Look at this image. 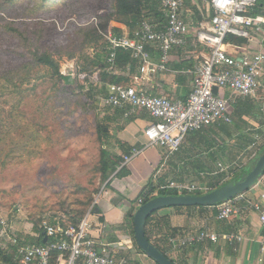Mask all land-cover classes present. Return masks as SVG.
I'll use <instances>...</instances> for the list:
<instances>
[{
  "label": "rangeland",
  "instance_id": "374dc122",
  "mask_svg": "<svg viewBox=\"0 0 264 264\" xmlns=\"http://www.w3.org/2000/svg\"><path fill=\"white\" fill-rule=\"evenodd\" d=\"M205 1L209 0H199L204 15ZM109 4L110 0H54L43 12L47 7L37 0H0V264H8L2 256L16 264L12 240L27 244L38 236L35 227L44 229L52 220L64 219L77 208L74 203L82 199V191L91 193L85 215L92 214L105 193L102 174L95 172L102 141L106 150L124 161L112 136L114 127L106 119L109 109L100 100L104 94L93 86L99 72L95 68L80 72L84 55L92 56L93 51L83 47L79 30L96 25V17ZM185 10V15L191 12L188 6ZM189 18L190 26L194 20ZM10 27L21 35L6 31ZM33 52L51 54L63 78L51 79L46 68L34 66ZM257 110L261 128L255 131L240 122L239 127L249 129L240 136L230 132L234 137L227 138L217 132L206 134L203 141L186 138L182 149L164 162L159 173L163 183L203 186L198 192L204 194L216 181L234 180L264 146V106ZM99 127H105L108 137L101 136ZM218 164L227 171L208 175Z\"/></svg>",
  "mask_w": 264,
  "mask_h": 264
},
{
  "label": "built area",
  "instance_id": "2783aa9c",
  "mask_svg": "<svg viewBox=\"0 0 264 264\" xmlns=\"http://www.w3.org/2000/svg\"><path fill=\"white\" fill-rule=\"evenodd\" d=\"M257 2L258 0L208 1L211 16L208 24L200 28L195 37L198 44L209 50V55L188 71L192 75V88L185 101L149 95L134 85L110 84L106 94L100 98L102 105L123 111L124 118L144 111L155 119L143 131L144 149L161 148L167 159L179 152L191 133L220 123H230L228 110L231 98H255L263 87L264 51L233 56L227 53V43L224 42L228 35L248 39L250 30L261 31L264 16L253 13ZM160 8L164 17L162 24L141 21L130 35H115L111 32L104 35L107 45L105 63L109 71L114 70L117 55L123 50L129 51L131 59L137 62L140 75L148 77L154 69L165 70L170 52L185 46L189 33L184 18L185 0H161ZM148 47H154L158 51V65L151 62ZM214 88L217 89L216 93L213 92ZM255 146L256 141L251 147ZM141 151L134 150L131 156H125L121 166ZM217 168L208 175L217 176L228 169L221 164ZM159 189L173 190L177 195H188L205 188L168 180ZM140 205L142 202L138 199L137 207ZM213 207L218 221H228L248 210L258 216L259 223L264 227V202L253 200L244 193ZM90 213L91 211L83 217L77 227L63 229L58 225H45L44 235L47 239L56 240L47 246L20 245L15 239L12 240L16 245V264H52V251L57 252L54 264H128L127 259L110 254L104 245L89 236ZM241 240V236L233 233L216 234L202 230L195 237L176 238L170 240V243L182 248L193 243L216 244L223 241L231 244ZM119 245L129 250L134 249L132 242ZM259 252L264 258V239L260 242Z\"/></svg>",
  "mask_w": 264,
  "mask_h": 264
},
{
  "label": "crops",
  "instance_id": "0c3cea01",
  "mask_svg": "<svg viewBox=\"0 0 264 264\" xmlns=\"http://www.w3.org/2000/svg\"><path fill=\"white\" fill-rule=\"evenodd\" d=\"M190 1L191 12L188 8L190 13L185 15V6L184 18L187 24L190 19L189 16H193L194 21L190 23V26L188 24L190 28L185 46L170 52L165 70L154 69V72H151L148 77H142L138 68L130 70L128 66L119 67L115 64L114 70L111 72L107 67V72L118 78L128 79L127 86L134 85L149 95L185 101L192 88V75L188 71L192 69L195 63L202 62L209 55V50L197 43L195 33L208 24L211 11L206 1V7L203 9L205 15L199 9V0ZM260 15L264 16L263 14ZM112 30H118L120 35L131 34L125 26L115 22L110 23L109 31L112 33ZM240 39V44H237L233 37L228 39L226 48L228 54L233 56L251 55L264 51V27L261 31L250 30L248 39ZM148 52L153 65H158V51L154 47H148ZM95 74L98 75L99 73ZM97 75H95L96 81L93 86L100 93L104 92L105 95L107 86L110 84L99 82ZM245 100L253 105V112L256 114L258 113L257 107L264 106V75L263 87L258 91L255 98H231L229 116L233 111L232 105H236L237 101ZM108 109L107 115L109 117L106 119L114 127L112 136H114L119 150L124 153L118 142L130 150L129 156L134 150L142 151L123 166H121L122 162H119L116 171L103 180L105 193L101 199L97 200L92 212L94 214L89 216L90 229L88 234L98 243L104 245L110 254L127 259L128 264H155L153 261L149 262L146 256L135 248L128 216L130 214L133 216L137 208V200L148 179L155 174V177H159V173L164 169V162L167 161L165 151L155 148L144 149L143 131L147 125L155 122V119L146 112L143 111L136 116L124 118L123 111ZM242 119L246 122L244 126L249 123L254 131L261 128L259 115L256 118L253 116ZM238 128L239 130H236L232 127L229 130L238 133L239 136L249 130L239 126ZM170 159L172 158L170 157ZM122 167H124V172L122 171L119 176L117 174ZM244 194L253 200L264 202V175L260 177L255 186ZM98 212L100 213L98 215L103 219L102 222L95 215ZM159 220H162L163 224L160 229L156 227V222ZM202 230L216 234L233 233L241 236L242 240L231 244L223 241L216 244L210 242L193 243L182 248L170 243V240L176 238L195 237ZM172 232H175L174 236L171 235ZM146 234L151 241H156L176 264H264V258L260 256L259 252L260 242L264 239V227L259 223L258 216L252 211H242L238 216L222 222L216 219V211L213 206L193 210L165 208L158 211L157 215L148 223ZM164 235L166 241L162 243L158 239ZM129 242L133 243V250L119 245Z\"/></svg>",
  "mask_w": 264,
  "mask_h": 264
},
{
  "label": "trees",
  "instance_id": "16d2710c",
  "mask_svg": "<svg viewBox=\"0 0 264 264\" xmlns=\"http://www.w3.org/2000/svg\"><path fill=\"white\" fill-rule=\"evenodd\" d=\"M37 1L41 5V7H45V8L47 7L43 11V12H47L48 11V5L50 3H52L54 0H37ZM160 2H161V0H110V4L107 8V11L104 14L96 17V20H97L96 25L92 24L85 29L79 30V32L82 34V38H83V44H84L83 47H88L89 49H91L93 51L92 56L84 55V58L86 61H85V64L82 66V69L80 72L83 73L86 70H89L91 68H95L99 71V74H98L99 82L107 83V84H117V85L127 86L128 79L118 78V77L107 72V65L105 63V59H103L104 56L106 58V46L107 45H106V41H105L102 34L109 29L111 22H115V23H118V24L125 26L130 31V33H132L136 29V27L139 25V23L141 21H146L145 19H148L147 22H149L151 24H155V23L156 24L157 23L162 24V23H164V17H163V14L161 12ZM190 5H191L190 0H185V6H188V8H191L192 6H190ZM263 9H264V0H258L257 5H256L253 13L260 15V11ZM210 16H211V14H210ZM6 31L11 33L13 36H17L19 34L21 35V33L17 29H14L13 27L6 29ZM112 33L115 35H120V32L118 30H112ZM232 37L235 39V42L237 44L241 43L240 38H236V37L230 36V35H228L225 38L224 42L227 43L228 39H230ZM32 64L34 66L46 68L49 71V75H50L51 79L58 81L59 79L63 78L59 72V64L57 63V61H55L53 59L51 54H49L47 52H43V53L33 52L32 53ZM115 64H117L119 67H125V66L127 67L128 66V68L130 70H134V69L138 68L137 62L131 59L129 51L120 50L118 55H117ZM85 67H87V69H84ZM101 93L104 94V92H101ZM236 103H237L236 105H234V104L232 105L233 111H232V114L230 116V119H231L230 123H220L219 125H216L214 127L203 129V130L197 131V132H193L188 137H190L191 139L197 138V139H199V141H203L204 138H207L206 134H209V135L214 134L213 136H216L218 133L219 134L222 133L225 136L227 135V138H229L231 136L229 129L234 127L236 130H239L238 123L244 122L242 118H244V117H246V118L250 117L251 118L253 116L255 118L257 117V114L255 112H253V110H254L253 105H251L247 100L237 101ZM12 113L15 114L16 110H12ZM232 117H234L236 119H234ZM104 128L105 127H99L98 132L101 134V136L108 137V133L105 132ZM0 130H1V125H0ZM0 142H1V134H0ZM118 144H120V148L124 151V154L129 156L130 150L123 147L121 145V143L118 142ZM210 144L214 145L215 140L211 139ZM244 144L246 145V146H244L246 148L247 142H245ZM105 147H106V143L104 141H102L101 148H100L99 161H98V165L95 169L96 174H102V180H105V178L107 176L114 173L117 169L119 162H120L119 158L116 157L115 155L111 154L108 150H106ZM244 147H242V148H244ZM181 149H182V147L180 148V150ZM263 149H264V146H263L262 150ZM245 168H246V166L244 167V169ZM122 171L124 172V167H122L120 169V171L118 172L117 175L120 176ZM155 175L151 176L142 188L141 195L139 197V199H141L142 204H144L147 201H149L155 197H158V196L177 195V192L173 191V190H160L159 187L161 185H163V178H161L160 176L155 177ZM263 175H264V173H263ZM221 185H223V184H220V182L216 181L215 183L209 185L208 191L214 190L215 188H217ZM201 194H202V192H198V191L188 193V195H197V196L201 195ZM80 196H82V199H76L75 203H74V205L77 206L76 209H74V210L70 211L68 214L64 215V216H66L64 219H57V220L54 219L49 224L50 225H58V226L62 227L63 229H66L67 227H77L79 225L80 221L85 216V213L88 210L89 206L92 204V198H91L90 191H88V190L82 191ZM65 204H67L66 201L63 202V206ZM63 208L66 209V207H63ZM94 208L95 207L92 208V212H93ZM202 208L203 207H189V208L168 207L166 209L193 210V209H202ZM157 213H158V211L154 212L152 215H150L148 217V219L145 223V227H144L145 236H146L147 240L155 248H157L162 254H164L167 258H169L166 251L158 243H156V241H151L150 238H148V236L146 234V227H147L148 223L151 221V219L155 215H157ZM92 214H94V213H92ZM98 214H100V213L99 212L95 213V215H97V217H98V220L100 222H102L103 219ZM128 220L130 223L131 234L133 237V223H132V215L131 214L128 216ZM161 221L162 220H159L158 222H156V227L158 229H160V226L162 227V225H163ZM35 228H36V232H37L38 236L35 239L30 238L27 242L28 245L47 246L53 242H56V240H54L53 238H48L47 241L44 243V241H43L44 232H45L44 229L43 228L38 229L37 227H35ZM174 233L172 232L171 235L174 236ZM158 240H160V242H162V243L165 242L166 241L165 235L160 237ZM133 243H134L135 248L140 253H142L136 247V244L134 242V238H133ZM56 256H57V252L52 251L51 252V259L53 261L52 264H54V259L56 258ZM2 257H3L2 259L5 262H7L8 264H15L14 262H12L11 258H9L7 256H2ZM169 259L174 264H176L174 262V260H172L171 258H169Z\"/></svg>",
  "mask_w": 264,
  "mask_h": 264
},
{
  "label": "water",
  "instance_id": "95a60500",
  "mask_svg": "<svg viewBox=\"0 0 264 264\" xmlns=\"http://www.w3.org/2000/svg\"><path fill=\"white\" fill-rule=\"evenodd\" d=\"M216 93L217 89H213ZM264 173V149L243 169L239 175L214 190L201 195L158 196L136 208L133 216V238L136 247L155 264H174L155 248L145 236V223L154 212L168 207H210L239 194L247 192ZM44 243L47 237H43Z\"/></svg>",
  "mask_w": 264,
  "mask_h": 264
}]
</instances>
